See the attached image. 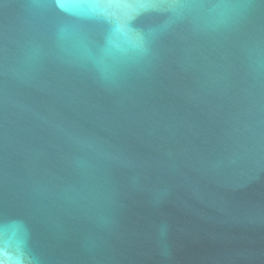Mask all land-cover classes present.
Instances as JSON below:
<instances>
[{
    "label": "water",
    "instance_id": "1",
    "mask_svg": "<svg viewBox=\"0 0 264 264\" xmlns=\"http://www.w3.org/2000/svg\"><path fill=\"white\" fill-rule=\"evenodd\" d=\"M0 264H264V0H0Z\"/></svg>",
    "mask_w": 264,
    "mask_h": 264
}]
</instances>
